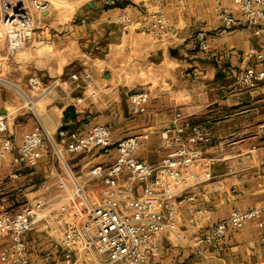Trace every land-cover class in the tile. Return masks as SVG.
<instances>
[{"label": "crops", "instance_id": "1", "mask_svg": "<svg viewBox=\"0 0 264 264\" xmlns=\"http://www.w3.org/2000/svg\"><path fill=\"white\" fill-rule=\"evenodd\" d=\"M43 1L49 8L33 15L35 36L25 51L11 53L0 36V77L23 88L31 75L46 84L56 81L69 87L64 97L57 87L55 94L40 100L36 119L16 92L0 86V115L9 138L20 145L24 134L40 124L55 139L59 128L84 133L95 124H108L113 144L148 132L136 156L157 164L165 154L158 132L181 112L193 123L210 127L211 137L195 146L213 159V175L221 187L195 190L197 208L207 213L199 223L187 227L183 244L174 237L165 239L157 264L264 261V226L256 221L239 230L229 229L219 245H191L195 235L226 219L233 208L264 206V185L258 177L264 172V80L254 90L238 85L242 70L255 63L248 55L260 49L261 39L242 24L229 30L221 28L217 3L241 18L233 0ZM120 11L131 13L136 27L147 13L161 11L168 27L161 39L138 29L123 33L115 21ZM200 30L207 32V51L198 47L195 34ZM82 68L102 81L103 90L95 98L89 97L90 91L82 82L70 80V74ZM139 90L149 92L147 110L133 115L129 95ZM78 97L83 101L72 105L70 100ZM68 107L72 110L65 117ZM3 138L0 133V144ZM39 154L33 168L16 170L10 163L12 155L0 165V211L16 213L23 202L31 203L32 198L49 201L61 192L59 184L65 179L61 164L46 147ZM64 155L76 173L84 174L96 164H109L115 152L110 156L95 150ZM12 172H17V178H11ZM25 239L34 264H60L48 250L43 233L30 230ZM8 242V234L0 235V248ZM45 257L48 259L43 260Z\"/></svg>", "mask_w": 264, "mask_h": 264}, {"label": "built area", "instance_id": "2", "mask_svg": "<svg viewBox=\"0 0 264 264\" xmlns=\"http://www.w3.org/2000/svg\"><path fill=\"white\" fill-rule=\"evenodd\" d=\"M233 2L241 13L240 19L220 3L215 11L222 29L242 24L248 33L261 39L260 49L248 55L255 63L247 65L238 80L241 88L254 90L264 80V0ZM48 8L49 3L43 0H0V35L11 53L33 41V15ZM115 21L123 33L138 29L156 39H161L168 27V19L161 11L147 13L138 27L127 11L118 12ZM195 38L201 51L209 49L205 30L198 31ZM69 77L72 82H82L91 98L103 90L102 81L87 68ZM0 86L16 92L36 119L40 100L55 94L57 87L64 97L69 87L56 81L46 84L37 75L28 77L26 88L4 77H0ZM149 97L147 90L130 93L131 114L145 113ZM82 101L78 97L70 103ZM0 133L4 137L0 165L12 155L10 163L16 170L33 168L38 164L39 150L47 142L65 173L59 184L61 192L52 200H33L16 213L0 211V235H9V242L0 248V264H34L25 239L30 230L45 235L48 250L60 264H157L165 239L174 237L183 244V240L187 241V227L199 223L207 213L197 208L195 190L208 186L216 191L221 187L213 175V159L195 146L211 137L210 127L193 123L181 112L175 113L170 126L158 132L165 154L157 164L136 156L148 132L113 144L108 124H95L84 133L59 128L56 139L40 124L24 134L20 145H15L0 115ZM94 150L105 156L114 150V159L107 165L96 164L84 174L76 173L64 155ZM10 176L14 179L18 175L12 172ZM258 177L264 185V172ZM252 221L264 226V206L233 208L226 219L195 235L191 245H219L229 229L239 230Z\"/></svg>", "mask_w": 264, "mask_h": 264}, {"label": "rangeland", "instance_id": "3", "mask_svg": "<svg viewBox=\"0 0 264 264\" xmlns=\"http://www.w3.org/2000/svg\"><path fill=\"white\" fill-rule=\"evenodd\" d=\"M0 34H1V32H0ZM0 36H1V35H0ZM40 45H41V44H38L37 49H38L39 51H42V48L40 49ZM25 49H26V48L20 49L19 51H17V52L14 53V54H18V53H20V52H22V51H25ZM82 69H84V68H82ZM80 70H81V69H80ZM80 70H79V71H80ZM75 72H77V71H75ZM73 73H74V72H73ZM71 74H72V73H71ZM43 147H46V149H47L48 151H50V150H49L50 146L48 145L47 142H45L41 148H43ZM34 199H35V198H34ZM34 199L32 198L31 201H33ZM21 204H22V207H24L27 203H26V202H23V203H21Z\"/></svg>", "mask_w": 264, "mask_h": 264}, {"label": "trees", "instance_id": "4", "mask_svg": "<svg viewBox=\"0 0 264 264\" xmlns=\"http://www.w3.org/2000/svg\"><path fill=\"white\" fill-rule=\"evenodd\" d=\"M71 110H72L71 107H68V108H67V110H66V112H65V117L68 116V111H71ZM72 118H74L73 113H72Z\"/></svg>", "mask_w": 264, "mask_h": 264}, {"label": "water", "instance_id": "5", "mask_svg": "<svg viewBox=\"0 0 264 264\" xmlns=\"http://www.w3.org/2000/svg\"><path fill=\"white\" fill-rule=\"evenodd\" d=\"M107 2H116L117 0H106Z\"/></svg>", "mask_w": 264, "mask_h": 264}, {"label": "bare ground", "instance_id": "6", "mask_svg": "<svg viewBox=\"0 0 264 264\" xmlns=\"http://www.w3.org/2000/svg\"><path fill=\"white\" fill-rule=\"evenodd\" d=\"M66 50V49H65Z\"/></svg>", "mask_w": 264, "mask_h": 264}]
</instances>
